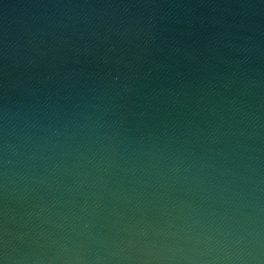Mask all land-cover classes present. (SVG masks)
Here are the masks:
<instances>
[{"label":"water","instance_id":"water-1","mask_svg":"<svg viewBox=\"0 0 264 264\" xmlns=\"http://www.w3.org/2000/svg\"><path fill=\"white\" fill-rule=\"evenodd\" d=\"M0 264H264V0H0Z\"/></svg>","mask_w":264,"mask_h":264}]
</instances>
